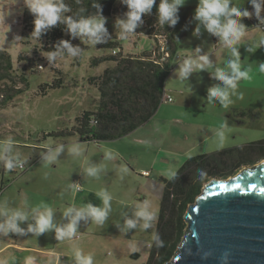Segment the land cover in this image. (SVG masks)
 <instances>
[{"label": "rangeland", "instance_id": "1", "mask_svg": "<svg viewBox=\"0 0 264 264\" xmlns=\"http://www.w3.org/2000/svg\"><path fill=\"white\" fill-rule=\"evenodd\" d=\"M198 3L199 0H186L182 6L190 9L194 26L179 40L171 59L165 91L171 94L173 101H162L157 112L145 124L125 136L81 142L78 134L71 131L75 117L84 110H95L99 100V90L88 78L97 76L105 68L113 67L114 63L103 61L92 66L91 59L110 54L112 48L104 45V42L110 41L117 42L123 55H147L156 49L155 38L134 32L126 39H121L116 20L126 19V13H115L105 16L107 32L101 41L91 44L85 42L87 37L84 40L79 36L65 37L64 40L79 50L78 54L72 57L66 49H61L55 62H50L49 54L40 47L42 40L33 37L27 44L22 43L20 22L26 6L24 0H0V49L11 54L18 69L23 64L15 59L20 52L25 56L39 58L37 64L42 66L27 74V90L9 106L0 109L1 132L5 128H14L23 139L15 133H6L7 136L3 133L0 135V143L11 137L13 141L27 140L44 146L31 149L14 142L13 152L18 153L27 163L24 169L16 168L11 172L0 166V187L4 193L0 203L6 201L8 206L17 208L26 198L31 207L46 204L55 211L56 222L62 223L65 221L61 213L65 208L86 207L89 202L103 207L102 194L107 191L112 197V213L102 227L90 220H81L75 241L54 240V232L42 234L50 238L45 245L56 251L49 255L44 264H72L73 243L86 254L91 253L94 264H145L151 252V237L156 233L160 211L161 199L154 182L162 184L163 179L176 173L187 158L223 148H233L232 156L226 154L228 164L223 161L212 163L209 168L212 176L209 179L213 176L229 178L241 168L264 159V120L258 128L250 123L235 127L230 116H227L230 107L238 103L234 96L233 104L228 109L222 107L218 100L213 104L208 102V89L223 86V82L214 79L211 73L216 66L226 67L231 56L226 46L217 43L214 35L194 18ZM231 3L245 8L249 5L248 0H231ZM198 26L200 34L196 35ZM255 28L264 33L259 27ZM237 47L241 54L242 46L239 44ZM197 48H200L198 54L195 52ZM263 48L260 47L257 53L263 52ZM188 55L193 59L207 55L213 68L194 70L186 80H180L179 68ZM241 63L242 68L249 66L243 60ZM57 77L64 80L63 86L49 90L46 95H35L41 83L51 82ZM239 83L237 95L241 93L242 86H253L249 81L241 80ZM242 95L248 96L250 91H243ZM252 103H256V100ZM256 109L251 107V110ZM220 131L224 133L222 140L218 135ZM63 132L65 134L61 135ZM76 143L84 150L83 155L69 156L65 150L53 165L42 161L41 154L46 152L45 146L54 148L64 144L67 149V146ZM108 154L111 159H105ZM89 158L95 165L105 169L99 178L84 176L83 169ZM234 158H237L234 163L229 160ZM122 169L127 171L122 172ZM144 171H148L149 175H143ZM39 193H43L41 198H34ZM144 202L149 204L153 214L152 227L146 231L137 229L122 233L117 226L124 222L121 213L126 212L131 217V206ZM21 226L26 228L27 223ZM130 243L138 251L132 253ZM11 255L16 256V251L13 250ZM6 260L9 261L8 258Z\"/></svg>", "mask_w": 264, "mask_h": 264}, {"label": "trees", "instance_id": "2", "mask_svg": "<svg viewBox=\"0 0 264 264\" xmlns=\"http://www.w3.org/2000/svg\"><path fill=\"white\" fill-rule=\"evenodd\" d=\"M93 2L94 0H63L69 8V11L63 15L74 19L94 15L96 9L92 7ZM97 2L102 6L101 11L104 16L128 11L121 0H97ZM158 3L159 0H156L151 13L142 15V23H139L134 31L137 35L145 33L155 38L157 46L154 52L147 55H123L122 49L119 48L117 54L111 52L91 59L92 66L103 61H113L114 66L105 68L99 75L88 78L89 82L99 90V100L95 110H84L75 117L71 131L78 134L80 141H102L125 136L145 124L161 105L162 97L166 94L165 81L171 70V59L175 55L177 43L194 25L190 9L181 7L178 12L179 20L175 26L168 24L160 26L157 14ZM248 9L254 12L251 6ZM34 18L25 6L20 22L23 44H27L34 37L32 36ZM249 23L258 27L253 17ZM72 36L67 25L58 22L38 38L42 40L41 49L50 55L51 52L58 51L57 46L60 41ZM159 38L163 40L160 41ZM104 45L112 49L118 47L116 41L104 42ZM34 52L37 53L35 48ZM15 59L17 62H23L20 69L16 68L11 54L0 49V109L9 106L27 90V74L40 65L37 64L39 58L25 56L21 52ZM63 82L61 77H57L51 82L41 83L35 95H45L49 90L63 86ZM63 134L65 132L61 133ZM233 150V148H223L187 158L176 172L174 180L163 179L156 230L159 242L153 241L145 264H166L175 256L177 247L183 239L186 227L184 214L188 205L201 193L204 183L212 176L209 174L210 165L217 161L228 164L225 156L226 154L230 156ZM229 160L233 163L237 161L235 158ZM200 170H203L205 175L201 176Z\"/></svg>", "mask_w": 264, "mask_h": 264}, {"label": "clouds", "instance_id": "3", "mask_svg": "<svg viewBox=\"0 0 264 264\" xmlns=\"http://www.w3.org/2000/svg\"><path fill=\"white\" fill-rule=\"evenodd\" d=\"M28 11L33 14L34 30L32 36L38 38L42 33L47 32L52 26L58 22L65 23L68 30L73 36H79L82 40L85 37L88 39L86 43L95 44L102 40V36L106 34L105 27L106 17L102 14L101 4L94 0L92 7L96 9L94 15L80 16L79 18L65 17L63 13L68 12L69 8L63 3V0H24ZM128 8L126 19L116 20V25L119 26L120 38L126 39L129 34L134 33L139 23H142V15L151 13L156 0H121ZM186 3V0H159L157 6L158 22L160 26L168 24L175 26L179 20V9ZM254 12H249L245 7L234 5L231 0H199L198 6L195 9L194 18L199 21V25L203 26L209 33L219 37V41L228 49L231 59L227 60L226 67L216 66L212 71V77L223 82V86H214L208 89V102L213 104L219 101V104L228 109L233 104L232 97L238 93V86L241 80L250 81L252 79L251 66L243 67L241 63V54L238 50L242 40L248 33L247 26L241 22V18H247L252 15L264 24V0H248ZM83 11V10H81ZM200 26L195 30V34H200ZM259 46H264V38L252 42V46L247 51L252 52ZM58 51L51 52L48 56L50 62H55L58 52L61 49H66L69 56L75 57L78 54V49L73 48L66 40L60 41L57 46ZM195 52L198 54L200 48ZM213 68L212 62L207 55H199L197 59H193L188 55L179 68V79L186 80L194 70H204ZM259 72L264 73V62L259 64ZM224 125H221L223 128ZM221 140L224 137L223 131L218 133ZM14 141L11 137L0 143V166L11 172L12 170L22 167L27 163L22 160L18 153L13 152ZM46 152H43L42 161L48 164H55L62 152L67 151V155L79 157L83 155L84 150L79 143L66 146L59 144L56 147L45 146ZM105 159H111V155L105 156ZM87 166L84 167V176L91 178H99L101 172L105 171L95 165L91 158L86 161ZM126 172V169H122ZM177 173L173 172L168 177L174 180ZM200 175L205 173L200 170ZM103 207H99L89 202L86 207L77 208L69 206L61 213L62 220L65 222L57 223L55 211L46 204L31 207L24 198L21 206L13 208L8 206L7 202L0 203V237H8L10 234L16 236H32L39 237L48 232H54L55 239L59 241H75L81 220L94 222L97 226H103L109 219L112 213L111 195L105 191L102 196ZM132 216L129 217L126 212H122L124 217L123 225H117L120 231L126 234L129 230L146 231L152 227L153 214L147 202L137 203L131 206ZM27 223V227L21 225ZM152 240L159 242V236L156 233L152 234ZM74 256L72 264H94V258L91 253L86 254L73 243ZM129 249L132 253L138 251L134 244H129ZM228 254L225 253L222 260L227 262ZM25 264H31V258L25 261Z\"/></svg>", "mask_w": 264, "mask_h": 264}, {"label": "water", "instance_id": "4", "mask_svg": "<svg viewBox=\"0 0 264 264\" xmlns=\"http://www.w3.org/2000/svg\"><path fill=\"white\" fill-rule=\"evenodd\" d=\"M186 227L166 264H264V159L229 178L213 176L184 214Z\"/></svg>", "mask_w": 264, "mask_h": 264}, {"label": "crops", "instance_id": "5", "mask_svg": "<svg viewBox=\"0 0 264 264\" xmlns=\"http://www.w3.org/2000/svg\"><path fill=\"white\" fill-rule=\"evenodd\" d=\"M248 4L249 5L246 7L247 9L251 6L250 3ZM248 10L250 12H253L250 9ZM252 17L253 15L247 18H241V22L247 26L248 33L246 37L242 40L240 45L242 46L241 60L249 64L252 68V73H251L252 79L249 82L252 83L253 86H250L249 84H247L246 86H242L240 89L241 93L239 95L234 96V99H236L238 103L237 105H234V107L233 106L230 107V111L227 113V116H230V119L235 127L245 126L248 123H250L251 126H254V128H258L259 123H261L264 120V81H262V78H264V73L259 72V64L264 62V50L260 54L257 53L260 47L263 48L264 46H259L255 49V51L252 52H249L247 50L243 51L244 49H248L249 47H251L252 42L254 43L259 39L264 38V33L259 32V30H257L254 26H252L249 23ZM243 91L245 92L250 91V95L243 96L242 95ZM255 100L256 103H252ZM252 106L257 108L256 111L251 110ZM249 117L251 118L248 119ZM228 122L229 124H231L229 119ZM219 126L221 127V125ZM1 131L2 129L0 130V135H2L3 133L5 135L6 133H15L18 135V137L23 139V137H21L20 134H18V132L14 130V128H5L4 132ZM14 142L15 144H19L24 147H29L31 149H35V148L40 149L44 147L43 145L34 143L33 141L16 140ZM81 142H91V141H81ZM1 178H2L1 183H3L2 175ZM156 185L158 186L159 196L161 199L163 193V183L160 184L159 182H157L156 184V182H154V186ZM42 195L43 193L36 194L34 195V198L37 197L41 198L40 196ZM3 196L4 193L2 187H0V202L3 199ZM49 239H50L49 237H43L42 235L39 237H35L32 236L31 234H28L27 236H16L15 234H10V236L8 237H0V255H1L0 264H25V261L28 260L29 258H31V264H44V262L48 259L49 255L51 253L56 252L51 248L47 247V245H45ZM13 250L16 251V256L11 255V252H13ZM7 258L9 261L6 260Z\"/></svg>", "mask_w": 264, "mask_h": 264}, {"label": "built area", "instance_id": "6", "mask_svg": "<svg viewBox=\"0 0 264 264\" xmlns=\"http://www.w3.org/2000/svg\"><path fill=\"white\" fill-rule=\"evenodd\" d=\"M262 15H264V11H262ZM253 18L257 21V26L264 31V24H261L260 21L255 17V15H253ZM215 40L217 43H220L219 41V37L215 36ZM120 51L119 48H115V49H112V54H117L118 52ZM168 55V54H166ZM42 66L41 65H38L37 68L40 69ZM162 101H172V96L169 95V94H164L163 97H162ZM96 121V120H93V122ZM26 167V164H23L22 167H19V169H22V168H25ZM146 174V175H149V172L148 171H144L143 172V175ZM79 189V187H78Z\"/></svg>", "mask_w": 264, "mask_h": 264}, {"label": "bare ground", "instance_id": "7", "mask_svg": "<svg viewBox=\"0 0 264 264\" xmlns=\"http://www.w3.org/2000/svg\"><path fill=\"white\" fill-rule=\"evenodd\" d=\"M19 168V167H18ZM22 169H24V168H22Z\"/></svg>", "mask_w": 264, "mask_h": 264}]
</instances>
